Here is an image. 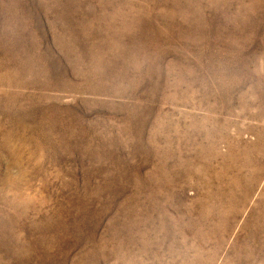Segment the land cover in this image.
I'll return each instance as SVG.
<instances>
[{
    "label": "rangeland",
    "instance_id": "rangeland-1",
    "mask_svg": "<svg viewBox=\"0 0 264 264\" xmlns=\"http://www.w3.org/2000/svg\"><path fill=\"white\" fill-rule=\"evenodd\" d=\"M0 264H264V0H0Z\"/></svg>",
    "mask_w": 264,
    "mask_h": 264
}]
</instances>
